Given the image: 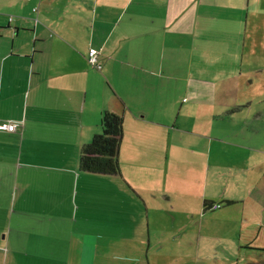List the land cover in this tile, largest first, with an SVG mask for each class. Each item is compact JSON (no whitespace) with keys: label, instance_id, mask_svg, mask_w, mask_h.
I'll return each instance as SVG.
<instances>
[{"label":"crops","instance_id":"crops-1","mask_svg":"<svg viewBox=\"0 0 264 264\" xmlns=\"http://www.w3.org/2000/svg\"><path fill=\"white\" fill-rule=\"evenodd\" d=\"M193 1L0 0V117L22 121L0 131V264L264 262V16ZM243 9L230 29L212 15ZM105 110L125 118L121 175L79 165ZM170 161L202 206L151 224L136 182L171 203Z\"/></svg>","mask_w":264,"mask_h":264},{"label":"rangeland","instance_id":"rangeland-1","mask_svg":"<svg viewBox=\"0 0 264 264\" xmlns=\"http://www.w3.org/2000/svg\"><path fill=\"white\" fill-rule=\"evenodd\" d=\"M254 3H258L256 7H251V13H250V21H249V27L252 25V22L255 20V18H260L261 15L264 16V4L263 0H260L261 2H257L256 0H249ZM201 3V1L198 2V0L193 1V5ZM202 7V6H201ZM214 9V8H213ZM214 12V11H213ZM246 13V11L243 10H237L236 12H229L227 13H219V12H214V16H218L217 18L220 19V26L222 28H225L226 25H229V29L233 27L234 24V18L235 19H240L243 17V15ZM255 16V17H254ZM186 60H188V56H186ZM91 65V63L89 62ZM92 66V65H91ZM186 88L187 85H185ZM186 97H188V93H186ZM140 151V150H137ZM136 151L134 149H130L129 147L126 146L124 155L122 157V161L125 162L127 161L129 164L132 162V157L134 160H136L135 155ZM131 158V159H130ZM138 166V165H137ZM139 167V166H138ZM189 167L187 165H182L180 161H176V163H172V161L169 162V165H166V170H167V179H166V189L167 185H175L176 187L174 188H169V194L172 196V202H168L166 200H162L160 198V194L162 193L161 190H159L157 187L162 188L161 181L160 179H155V178H148L143 176L141 180H138L136 182L138 184L139 189H143L144 195L139 198L142 203H144V200H148V205L152 206L153 209L151 211V215L149 214L146 218L147 221H150L151 224H155L157 220L164 216L166 220L163 221V223H169L172 222V215L180 216L182 213L183 209L186 208H193L195 207L197 211H199L200 207L202 206L203 199L201 197V190H202V183L200 181L194 182L193 179L191 178V174L186 171V168ZM135 168L132 167L129 169V172H134ZM124 173L128 175L127 169H125ZM174 176V179H173ZM152 179L153 184H150V180ZM173 180H176L179 185H176V183H173ZM124 180V179H122ZM137 180V179H136ZM179 186V187H178ZM187 186V187H186ZM179 188V189H178ZM119 189V188H118ZM178 189V190H175ZM151 195H156L155 198L151 197ZM187 193V194H184ZM188 195V196H185ZM193 199V201H191ZM185 204L184 207L182 208V204ZM182 208V209H181ZM184 215L187 216V214L184 213ZM157 216L159 218H157ZM157 218V219H156ZM177 226L174 227L176 229ZM157 234H161V231H157ZM158 235V236H159ZM261 242V241H257ZM129 245V242H123L122 247L126 248ZM134 247V246H133ZM143 248L145 245L142 246ZM141 250V246L137 245L135 248L131 251L133 255H137ZM126 252V250H125ZM124 253V252H121ZM258 264H264L263 261H259Z\"/></svg>","mask_w":264,"mask_h":264},{"label":"trees","instance_id":"trees-1","mask_svg":"<svg viewBox=\"0 0 264 264\" xmlns=\"http://www.w3.org/2000/svg\"><path fill=\"white\" fill-rule=\"evenodd\" d=\"M124 123L123 114L110 110L104 111L99 131L94 135L91 142L82 147L79 159L82 171L104 176L122 174L120 150L124 138ZM215 204L211 205L209 200L204 201L206 209L215 208ZM219 205L221 206V204Z\"/></svg>","mask_w":264,"mask_h":264},{"label":"built area","instance_id":"built-area-1","mask_svg":"<svg viewBox=\"0 0 264 264\" xmlns=\"http://www.w3.org/2000/svg\"><path fill=\"white\" fill-rule=\"evenodd\" d=\"M34 10H37L35 8ZM98 49L95 47H91L88 55V61L94 65L100 67L98 62ZM22 121H15V120H7L0 117V131L6 132H16L18 130L19 125ZM219 204H215L214 207H219Z\"/></svg>","mask_w":264,"mask_h":264}]
</instances>
